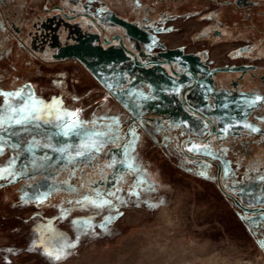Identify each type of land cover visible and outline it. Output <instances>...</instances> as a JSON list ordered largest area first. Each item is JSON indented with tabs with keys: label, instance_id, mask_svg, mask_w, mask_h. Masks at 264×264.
Returning <instances> with one entry per match:
<instances>
[{
	"label": "rangeland",
	"instance_id": "1",
	"mask_svg": "<svg viewBox=\"0 0 264 264\" xmlns=\"http://www.w3.org/2000/svg\"><path fill=\"white\" fill-rule=\"evenodd\" d=\"M54 1L0 11V264H264V0L129 5L148 68Z\"/></svg>",
	"mask_w": 264,
	"mask_h": 264
},
{
	"label": "flooded vegetation",
	"instance_id": "2",
	"mask_svg": "<svg viewBox=\"0 0 264 264\" xmlns=\"http://www.w3.org/2000/svg\"><path fill=\"white\" fill-rule=\"evenodd\" d=\"M99 1V0H96ZM102 2H105V0H100ZM117 8H113L109 6L108 4H104V9L107 10L106 14V20H109L110 22L115 23L114 27H111L109 25L100 23L99 21L95 20L96 25L99 27L98 30L90 31V34L92 37H96L100 40L101 43H104L105 40V35L110 33L107 36V48L111 49L112 51L116 53H123L127 56H129L132 61L141 66H145L144 68L150 67V65H147L149 62L148 60V53L145 50L138 49L136 48V45L133 41H130V38L134 37L135 39L140 38L137 35H134L131 31V25L133 24L130 19V14H127L128 12V6L133 5L132 7L136 8L138 6H141V1L142 0H113ZM41 5L44 4H49L48 7H44L45 11H43V6L41 7L40 14L38 16L37 22H45L47 20V17L59 15L62 18V23L60 24L61 29H67L64 24H73L74 22H79L83 17L82 9H80V5L78 7H74L75 5H71L70 3L66 2V4H60L57 3L54 0H41ZM82 3V0L79 1ZM104 16V15H103ZM252 27V26H250ZM118 28V29H117ZM204 34H202L203 36ZM61 38V44H59L58 47L55 46V48H60V49H66L67 47L71 46L65 44L66 42V37L65 34L63 33L62 35L60 34ZM212 37H220L221 32L220 31H215L214 33H211ZM72 44L76 43L75 41L71 42ZM255 44V43H254ZM263 47V44H261ZM257 46V47H255ZM253 45L251 49L252 52L256 51L257 48L260 47V44L257 43ZM174 54V53H173ZM262 60H264V56H260ZM161 64H164L165 66L168 67L169 70L172 69V66H174L173 61L171 59H167L163 57L161 59ZM162 66V65H161ZM163 67L162 70L163 71ZM172 71V70H171ZM168 73V72H167ZM208 119L207 117H205ZM113 148L112 146L110 149Z\"/></svg>",
	"mask_w": 264,
	"mask_h": 264
},
{
	"label": "trees",
	"instance_id": "3",
	"mask_svg": "<svg viewBox=\"0 0 264 264\" xmlns=\"http://www.w3.org/2000/svg\"><path fill=\"white\" fill-rule=\"evenodd\" d=\"M21 0H10V1H1L0 2V6L2 7V9L0 11H2L5 7L9 6L11 7L12 4L16 3L17 6H19V2ZM22 1H25V3L27 2L30 6H34L35 7L37 6L39 8V10H41V0H22ZM24 3V2H23ZM218 38H213V41H217ZM230 40V39H229ZM219 41V40H218ZM107 153L110 152V147L108 149H106ZM112 166L111 165H108L107 167H103L101 168L100 172L103 174V171H104V176L107 177L108 174H110V172L112 171ZM97 179H94V181H96ZM93 181V182H94Z\"/></svg>",
	"mask_w": 264,
	"mask_h": 264
},
{
	"label": "snow or ice",
	"instance_id": "4",
	"mask_svg": "<svg viewBox=\"0 0 264 264\" xmlns=\"http://www.w3.org/2000/svg\"><path fill=\"white\" fill-rule=\"evenodd\" d=\"M0 95H4L5 97L15 95V96L19 97V96L21 95V93H19V92L14 93V94H13V93H0ZM34 103H35V102H34ZM54 103H55V101H54ZM13 111L15 112V111H17V110H16V109H13ZM24 111H25L24 108L19 109V112H21V113H23ZM69 116H70V117H75L76 114H75V113H71V114H69ZM25 118H26V117H22L20 120H16L15 122H16L17 124H19V123H21L22 120L25 119ZM33 118H38V117H33ZM60 118L62 119L63 117H60ZM76 126H77V124H76V120H73L72 124L68 125L67 127H68L69 130H71V129L75 128ZM252 131H257V129L253 128ZM85 147H87V146L85 145ZM193 147H196V146H193ZM78 155H83V153H78ZM129 167H131V165H129ZM4 171L7 172L8 170L5 169ZM92 203H95V202L93 201ZM101 203H108V201H102ZM68 247H74V245H68ZM60 251L63 252V249H61ZM48 255H49V256H52L53 253H52V252H49ZM55 258H56V259H60L61 256H60V255H56Z\"/></svg>",
	"mask_w": 264,
	"mask_h": 264
}]
</instances>
